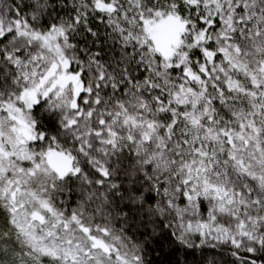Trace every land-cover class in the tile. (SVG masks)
<instances>
[{"label":"snow or ice","instance_id":"snow-or-ice-1","mask_svg":"<svg viewBox=\"0 0 264 264\" xmlns=\"http://www.w3.org/2000/svg\"><path fill=\"white\" fill-rule=\"evenodd\" d=\"M0 264H264V0H0Z\"/></svg>","mask_w":264,"mask_h":264}]
</instances>
